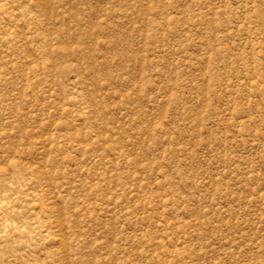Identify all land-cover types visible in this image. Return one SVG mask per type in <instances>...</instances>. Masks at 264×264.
Instances as JSON below:
<instances>
[{"label":"rangeland","instance_id":"rangeland-1","mask_svg":"<svg viewBox=\"0 0 264 264\" xmlns=\"http://www.w3.org/2000/svg\"><path fill=\"white\" fill-rule=\"evenodd\" d=\"M0 264H264V0H0Z\"/></svg>","mask_w":264,"mask_h":264}]
</instances>
